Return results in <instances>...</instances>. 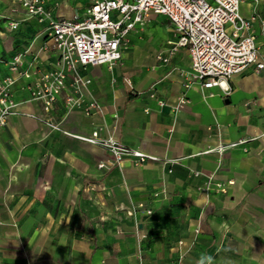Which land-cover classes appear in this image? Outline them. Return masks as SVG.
<instances>
[{
    "label": "crops",
    "instance_id": "crops-1",
    "mask_svg": "<svg viewBox=\"0 0 264 264\" xmlns=\"http://www.w3.org/2000/svg\"><path fill=\"white\" fill-rule=\"evenodd\" d=\"M42 1L62 20L83 16L90 0ZM241 1L264 56V0ZM171 39L169 21L154 16L112 70L82 72L103 115L67 111L66 94L47 114L28 86L57 67L48 22L0 0V78L16 54L32 76L14 87L25 115L0 130V264H264V74L249 68L228 91L187 88L186 51L156 59ZM96 130L157 160L118 164L76 138ZM143 205L149 215L130 214Z\"/></svg>",
    "mask_w": 264,
    "mask_h": 264
},
{
    "label": "built area",
    "instance_id": "built-area-1",
    "mask_svg": "<svg viewBox=\"0 0 264 264\" xmlns=\"http://www.w3.org/2000/svg\"><path fill=\"white\" fill-rule=\"evenodd\" d=\"M17 1L29 16L48 22V42L59 56L54 70L42 74L28 86L30 99L42 102L47 114L59 97L66 94L67 111L81 109L89 117L103 115L102 105L85 97L84 90L92 80L82 72L90 66L101 65L112 70L121 61L122 52L129 48V35L137 27L144 28L154 16L165 17L172 32L167 48L159 51L156 59L167 64L181 50L190 56V70L181 72L185 87L199 86L202 90L219 87L228 91V82L249 68L264 74V56L251 32L255 19L242 16L241 0H90L83 16L62 20L54 19L42 0ZM19 26L13 21L8 30L16 31ZM22 64V56L16 54L9 62L10 74L0 78V130L12 117L25 115L21 110L24 102L14 99L16 83L32 77L28 71L21 70ZM185 104L182 98L178 108ZM41 121L53 130H60L51 118ZM99 131L90 137L76 138L101 145L118 164L131 160L143 165L157 160L111 136L101 138ZM224 149L220 147L219 152Z\"/></svg>",
    "mask_w": 264,
    "mask_h": 264
},
{
    "label": "rangeland",
    "instance_id": "rangeland-1",
    "mask_svg": "<svg viewBox=\"0 0 264 264\" xmlns=\"http://www.w3.org/2000/svg\"><path fill=\"white\" fill-rule=\"evenodd\" d=\"M163 32V31H162ZM161 32V33H162ZM160 37H161V35H159ZM147 44V43H146ZM241 144V142H239V143H237V146H239ZM225 186H221V187H219V189L221 190V192L223 191V190H225V188H224ZM152 211V210H151ZM129 212H131L130 214L132 215V216H135V213L136 212H141V213H143V212H145V214H147L148 213V208L146 207V205H143V206H141V207H138V206H136L135 208H132V210L131 211H129ZM147 215H149V213L147 214ZM36 220V219H35ZM35 223H36V221H35ZM136 229L139 231V228H138V226H137V224H136ZM141 237H140V240H143L144 239V236L143 235H140ZM139 253H138V255H139V257L141 256V253H140V251H138Z\"/></svg>",
    "mask_w": 264,
    "mask_h": 264
}]
</instances>
